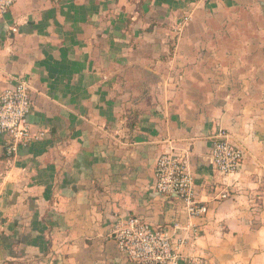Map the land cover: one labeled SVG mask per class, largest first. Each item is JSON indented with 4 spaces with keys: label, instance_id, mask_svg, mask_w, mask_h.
<instances>
[{
    "label": "crops",
    "instance_id": "0c3cea01",
    "mask_svg": "<svg viewBox=\"0 0 264 264\" xmlns=\"http://www.w3.org/2000/svg\"><path fill=\"white\" fill-rule=\"evenodd\" d=\"M18 79L44 136L11 156L0 136V264H134L111 234L128 215L178 223L183 256L264 264V0H16L0 93ZM219 129L244 153L232 177L211 163ZM172 149L201 217L154 188Z\"/></svg>",
    "mask_w": 264,
    "mask_h": 264
},
{
    "label": "built area",
    "instance_id": "2783aa9c",
    "mask_svg": "<svg viewBox=\"0 0 264 264\" xmlns=\"http://www.w3.org/2000/svg\"><path fill=\"white\" fill-rule=\"evenodd\" d=\"M15 2L0 0V17ZM33 108L32 92L24 79L14 81L0 93V136L5 139L4 149L8 156L44 136V132L34 133L28 121ZM243 154V150L230 141L224 130L219 129L214 134L211 163L222 177H232L239 172ZM154 177L156 192L162 197H177L187 217H201L207 213L208 207L198 198L186 161L174 149L157 156ZM229 195L225 188L219 193V198L226 199ZM190 230L195 241L197 233ZM182 232L184 228L178 223L168 227L158 226L143 217L128 215L116 221L111 234L121 253L134 264H211L205 255H182L181 247L189 240Z\"/></svg>",
    "mask_w": 264,
    "mask_h": 264
}]
</instances>
